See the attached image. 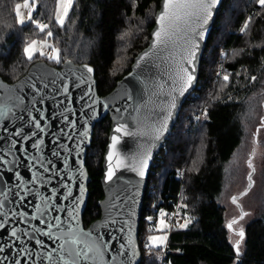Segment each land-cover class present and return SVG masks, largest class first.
Wrapping results in <instances>:
<instances>
[{"label": "snow or ice", "instance_id": "obj_1", "mask_svg": "<svg viewBox=\"0 0 264 264\" xmlns=\"http://www.w3.org/2000/svg\"><path fill=\"white\" fill-rule=\"evenodd\" d=\"M255 2L264 9V0ZM74 4L75 0H56L55 25L64 28ZM220 5L221 0H163L154 21L158 27L152 33L150 51L139 58L137 66L140 60L154 55L152 66L163 69L171 86L165 93V84L155 81L151 73L145 77L137 74L149 96L143 104L136 103L131 91L121 97L123 109L118 106L119 102L110 105L107 100L101 101L93 94L91 74L94 70L87 64L79 75L73 73L74 81L65 82L57 74V78L48 82L40 80L39 84L33 81L15 88L5 87V95L0 97L3 101L0 103V264H137L139 251L133 239V218L138 185L146 176L153 149L169 131L178 97L184 96L198 80L201 43ZM21 8L28 10V21L41 32L47 29L48 37L53 36L49 24L33 19L36 0H24L23 4L15 5L16 21L23 26L25 18L21 15ZM252 21V16L246 18L241 33L249 31ZM38 44L40 57L60 62V50L47 41L27 43L23 49L27 60L33 59ZM44 48H50V54L45 53ZM222 79L227 84L229 74H224ZM256 79V76L251 77L252 81ZM84 85L86 89L81 91L78 101L75 100L71 88L82 89ZM26 88L29 90L25 91ZM153 97L158 102L153 101ZM49 100L53 102L51 115H47L48 109L42 107ZM77 102L79 109L74 106ZM129 102L135 105L133 111L136 115L132 117L135 130L130 131L127 123H118L114 131L138 136L141 141L139 149L130 162H126L128 158H121L115 152L119 138L113 135L109 145L111 150L106 157L105 183L112 182L120 168L135 173L139 180L125 188L123 197L116 194L109 198V203L104 206L106 217L99 229L85 231L81 227L80 212L85 204V150L90 142V121L96 119L98 105L102 104L104 109L111 107L119 115L122 110L128 112ZM203 116L207 119V110ZM260 125L264 127V118ZM260 131L261 128H257L256 134ZM247 167L250 169L247 187L240 193L241 197L246 196L254 184L255 167L251 157ZM23 170L29 173L27 177ZM179 175L183 177L184 173ZM231 200L240 207L236 196ZM183 207L187 208V205ZM248 215L241 207L238 219L227 225L229 232L236 237L230 241L235 254L233 264H244L246 233L243 226H236ZM165 216L161 208L155 226L156 231L165 234L148 235L143 245L150 254L154 250L156 260L162 264L168 241L166 230L170 227ZM152 219V216L147 217L149 223ZM195 219L194 216H184L183 221H177L174 226L188 229ZM152 231V228L148 229L149 233Z\"/></svg>", "mask_w": 264, "mask_h": 264}, {"label": "trees", "instance_id": "obj_2", "mask_svg": "<svg viewBox=\"0 0 264 264\" xmlns=\"http://www.w3.org/2000/svg\"><path fill=\"white\" fill-rule=\"evenodd\" d=\"M23 2L0 0V77L13 84L37 62L60 69L66 61H72L95 69L98 93L106 96L131 72L135 58L149 45L161 0H75L64 28L54 24L56 0H36L33 19L49 24L52 37L46 35L47 29L41 32L31 22L23 26L17 23L15 5ZM249 16L253 17L249 31L241 33ZM34 40L57 47L60 62L48 61L39 54L27 60L23 49ZM224 74L230 76L227 84L222 79ZM252 76L257 79L252 81ZM259 102L258 120L252 116L251 108ZM204 110L208 112L207 119ZM262 118L264 9L255 0H224L202 59L198 85L152 165L139 232L141 264H162L156 260L155 251L150 254L143 245L145 237L155 233L160 209L169 216L171 201L179 204L182 219H196L188 229L169 232L163 264H233L235 254L226 226V210L217 194L225 167L242 147L249 128L250 157L253 152H261L264 160ZM110 127L109 117L96 125L87 151L91 183L84 214L86 227L101 216L98 203L104 197L102 163ZM257 128H261L259 134L252 130ZM179 173H184L183 177ZM254 176L255 172L253 180ZM262 177L264 180V165ZM148 216L153 218L151 223ZM149 228L153 229L151 233ZM244 229V264H264V194Z\"/></svg>", "mask_w": 264, "mask_h": 264}, {"label": "water", "instance_id": "obj_3", "mask_svg": "<svg viewBox=\"0 0 264 264\" xmlns=\"http://www.w3.org/2000/svg\"><path fill=\"white\" fill-rule=\"evenodd\" d=\"M224 0H221V5L218 6L217 10H215L214 15L212 20L210 21L206 33V38L205 40L201 43V50L199 53V59H198V80L194 83V86L192 89H189L188 92L185 93L184 96L178 97L177 99V108L173 111V116L172 119L169 121V131L165 134V138L162 139V141L158 144V146L153 149V159L149 162V168L146 173V176L143 181L139 182L138 185V196L136 197L137 199V204L135 205V216L133 218V239L138 247L139 251V256L137 258V264H141L142 260V253H141V248L139 244V237H140V224H141V219L143 215V208H144V198H145V193H146V188L150 176V172L152 169V165L154 163V160L156 157L160 154L166 140L172 135V132L174 130V127L180 117V113L183 109L184 104L186 101L189 99L190 95L195 91L199 77H200V69H201V63L202 59L205 55V51L207 48V44L209 41V38L213 32L216 19L219 13V10L223 4ZM163 0H161L160 3V8L158 12L156 13V17L159 15L161 11V6H162ZM155 17V19H156ZM158 27V25L155 23L152 31H151V38L149 41V45L141 52L138 54V56L135 58L133 65L131 67V72L126 75L122 80L118 81L116 84V87L114 90L109 93L106 96H100L98 93V88H97V82H96V73L95 69L93 68V73L91 74L92 76V81H93V94L95 96H98L101 101L107 100L109 104L111 105L114 101L119 102L118 106H121L123 109V104L124 102L121 100V97L124 96V93L126 91H131L133 96L135 97L136 103L138 104H143L145 101L149 99V96L145 94L144 92V86L140 83V80L137 79V74H140L141 77L148 76L149 73H151L152 77L154 78L155 81H158L159 83H164L165 88L164 92L167 93L170 86L171 82L168 80L167 74L163 72V69H156L155 67L152 66V60L155 59V56L152 55L151 57H146L145 60H140L139 61V66H137V61L141 56L144 55L146 51H150V44L152 42V33L154 30ZM83 66L84 65H76L72 61H66L63 66L58 69L55 68L51 65H49L47 62L40 61L35 64H33L30 69L28 70L27 74L21 78L19 81L13 84H9L5 82L1 77H0V97H3L5 95V87L7 88H15L20 86L21 84H30L33 81H36L38 84L40 80H44L45 82L51 81L54 78H57V74H59L60 77H62L65 82L68 81H74L75 76L73 73L75 72L77 75L81 71H83ZM59 83V80L57 81ZM86 85L82 86V89H76L74 87L71 88V91L73 93V98L78 101L79 95L82 90L86 89ZM149 88L151 90V82L149 83ZM29 89L26 88L25 91H28ZM63 98V97H61ZM160 99H163V97H160ZM153 101H157V98L153 97ZM3 101L0 100V103ZM158 102V101H157ZM53 102L49 100L46 105H43L42 107L47 108L48 112L47 115H51L53 108H52ZM77 109H79L80 104L77 102L74 105ZM135 105L131 102L127 104L128 112L124 113L122 110L121 114H116L114 111L111 109H104L102 104L97 106V117L96 119L90 121L89 124V136H90V142L86 148V154L88 149L90 148L93 140V135H94V130L97 124L101 123L104 119L109 117V120L111 122V127L109 131V136H108V142L106 145V149L103 155V163H102V170H103V176L101 178V185L103 189V194L104 197L102 200L99 201L98 207L101 212V216L99 219L95 220L92 222L88 227L85 226L84 224V214L86 212L88 202H89V184L91 183V178L89 176L87 167H86V172H87V179L85 181L86 185V193H85V204L82 205L81 207V212H80V223L81 227L85 230H93V229H99L100 225L104 223V219L106 217V212L104 210V206H106L109 203V198L118 194L121 197L125 195V188H127L130 185L137 184V181L139 178L135 175V173L125 169V168H120L117 169L116 176L113 178L112 182L105 183V174L107 171V154L111 150L109 145L111 144V137L113 135H116L119 138V143L116 145L115 152L121 157V158H128L126 162H130V158L138 151L139 145H140V138L138 136H126L123 133H116L114 131L115 127L118 126V123H127L129 125V130L134 131L133 127V122H132V117L136 115V113L133 111V107ZM150 107L153 105H149ZM130 114V115H129ZM123 116V118H121ZM87 159V155H86ZM113 163H115V158ZM24 171V175L27 177L29 173H27L26 170ZM129 182V184H125V182ZM241 211V207H240ZM2 235V234H0ZM4 239H7L5 236Z\"/></svg>", "mask_w": 264, "mask_h": 264}, {"label": "rangeland", "instance_id": "obj_4", "mask_svg": "<svg viewBox=\"0 0 264 264\" xmlns=\"http://www.w3.org/2000/svg\"><path fill=\"white\" fill-rule=\"evenodd\" d=\"M20 11H21V15L24 16L25 18V24L29 23L30 21H28L27 19L28 10L21 8ZM34 13L35 11L33 12L32 15H34ZM34 41L41 42L44 40H34ZM47 43L50 44L49 42ZM37 48L38 50L33 57L39 54V50H40L39 44L37 45ZM43 51H45V53L47 54H50L51 49L44 48ZM44 58H46V56ZM48 61L55 62L54 60H48ZM259 100L261 101L262 99H259ZM260 103L261 102L257 103L255 106H252L251 108L252 116L258 120L260 119V113L258 112ZM252 130L255 133L256 130L255 129H252ZM250 133H251V130L249 128L248 132L246 133V137L243 141L242 147L235 154L231 162L226 165L224 176L219 184L220 187L218 190L217 198L220 204L226 210V226L228 225V223L231 222V220L238 219L241 213L240 207H242L243 211L248 212L249 215L246 216L245 219L241 221V224L236 227H239V226L245 227V224L247 223V221L254 215L256 208L261 202V198L264 194V180L262 177V169L264 165V160L262 156L263 154L261 152H256V154L252 156V162L255 167L253 187L251 188V190L248 192L246 196H243V197L240 196V193L243 192L245 188L247 187V173L250 171V169H248L247 167V161L252 151L251 147L249 146ZM233 196H236L238 198V204L240 205V207H238L237 204L232 203L231 198ZM167 218H168V215L166 213V216L164 217V219H165V222L169 224V222L167 221ZM158 220H159V215H158L157 221ZM169 226H170L169 229L166 230V234L168 235V238H169V232L171 230V225L169 224ZM162 234H165V232H158L155 230V233L148 234V235H162ZM147 236L145 237L146 241H147ZM235 239L236 237L232 233H230V241H234Z\"/></svg>", "mask_w": 264, "mask_h": 264}, {"label": "built area", "instance_id": "obj_5", "mask_svg": "<svg viewBox=\"0 0 264 264\" xmlns=\"http://www.w3.org/2000/svg\"><path fill=\"white\" fill-rule=\"evenodd\" d=\"M170 205L172 207V210L171 212L169 213V216L167 218V221L169 222V224L171 225V230L170 232L173 230V229H176V227L174 226L175 223L177 221H180L182 222L183 219L182 217L180 216V213H179V204L174 202V201H171L170 202Z\"/></svg>", "mask_w": 264, "mask_h": 264}]
</instances>
